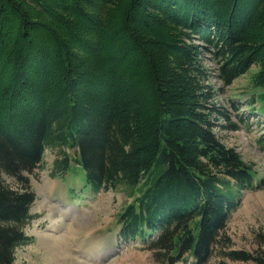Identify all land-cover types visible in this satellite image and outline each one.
<instances>
[{"label": "trees", "instance_id": "1", "mask_svg": "<svg viewBox=\"0 0 264 264\" xmlns=\"http://www.w3.org/2000/svg\"><path fill=\"white\" fill-rule=\"evenodd\" d=\"M203 49L223 86L256 67L250 102L264 116V0H0V264L30 240L29 175L57 145L77 151L93 192L143 181L118 235L160 264H206L216 247L264 264L224 234L257 172L214 133L238 126L220 123ZM71 161L64 152L54 172Z\"/></svg>", "mask_w": 264, "mask_h": 264}, {"label": "rangeland", "instance_id": "2", "mask_svg": "<svg viewBox=\"0 0 264 264\" xmlns=\"http://www.w3.org/2000/svg\"><path fill=\"white\" fill-rule=\"evenodd\" d=\"M210 50L203 49L202 56L208 73L206 83L219 89L223 86L217 77L219 64ZM255 71L256 67L252 66L230 85L217 90L219 93L215 95V102L225 106L228 118L220 120V123L227 126L237 124L238 128H213L218 139L225 146L234 148L257 172V186L242 192L224 229L225 236L230 239L229 249L253 253L264 251L261 236L264 231V116L260 112V102H250L256 93L250 82ZM64 152L72 158L70 168L64 173L54 172V161L63 157ZM76 157L74 148L47 146L42 162L29 175L36 194L30 207L33 217L24 227L30 240L15 248V264H68L70 255L79 260L74 264H160L142 240L123 241L118 235L117 216L143 189V181L134 188L122 182L114 190L93 192L85 186L84 170L75 162ZM2 178L11 187H17L13 179L5 175ZM68 207L72 215L65 213ZM50 227L57 230L50 233ZM40 232L58 238L60 247L49 249V243L46 245L39 241ZM74 248L82 249V258L76 257L72 251ZM206 264L255 263L223 258L216 247Z\"/></svg>", "mask_w": 264, "mask_h": 264}, {"label": "bare ground", "instance_id": "3", "mask_svg": "<svg viewBox=\"0 0 264 264\" xmlns=\"http://www.w3.org/2000/svg\"><path fill=\"white\" fill-rule=\"evenodd\" d=\"M69 208V207H68ZM65 213H67V214H69V215H72V212H71V210H70V208L69 209H67L66 211H65ZM50 233H52V232H54L55 230H57V229H55V227H53V228H51L50 227ZM67 233H69V232H67ZM40 234V239H39V241L40 242H44V244H46V243H49L51 246H50V248L49 249H53L54 247L55 248H57V247H60L58 244H59V242H60V240L58 239V238H55L54 236H52V235H50V234H48V233H46V232H40L39 233ZM72 235V234H71ZM67 236H69V235H67ZM70 244V243H69ZM47 245V244H46ZM65 245V244H64ZM72 246H74V245H72ZM90 246V245H89ZM46 247V246H45ZM49 249H47V250H49ZM66 249V248H65ZM72 250V249H71ZM90 250H91V246H90V248L88 249V251L90 252ZM74 253H75V255H76V257H81L82 258V249H73L72 250ZM49 254V253H48ZM63 254V253H62ZM68 254V253H67ZM44 255V254H43ZM45 257V256H44ZM43 257V258H44ZM46 257H48V256H46ZM52 259V258H51ZM67 259H68V261H69V263L68 264H74V263H79V260L78 259H76L75 257H73L72 255H70V256H68L67 257ZM67 259H66V261H67ZM67 261V262H68Z\"/></svg>", "mask_w": 264, "mask_h": 264}]
</instances>
